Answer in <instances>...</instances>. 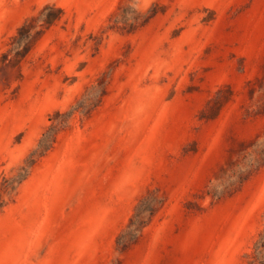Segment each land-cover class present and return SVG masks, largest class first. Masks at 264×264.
<instances>
[{
	"label": "rangeland",
	"instance_id": "rangeland-1",
	"mask_svg": "<svg viewBox=\"0 0 264 264\" xmlns=\"http://www.w3.org/2000/svg\"><path fill=\"white\" fill-rule=\"evenodd\" d=\"M264 0H0V264H255Z\"/></svg>",
	"mask_w": 264,
	"mask_h": 264
},
{
	"label": "trees",
	"instance_id": "trees-1",
	"mask_svg": "<svg viewBox=\"0 0 264 264\" xmlns=\"http://www.w3.org/2000/svg\"><path fill=\"white\" fill-rule=\"evenodd\" d=\"M251 256L255 264H264V224L254 243V249Z\"/></svg>",
	"mask_w": 264,
	"mask_h": 264
}]
</instances>
